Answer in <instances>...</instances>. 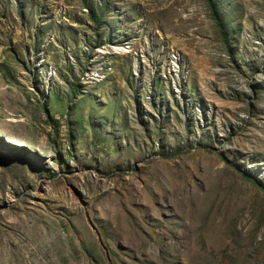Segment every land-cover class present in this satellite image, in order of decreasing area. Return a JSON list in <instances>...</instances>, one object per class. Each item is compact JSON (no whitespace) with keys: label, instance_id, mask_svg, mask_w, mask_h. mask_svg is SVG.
<instances>
[{"label":"rangeland","instance_id":"rangeland-1","mask_svg":"<svg viewBox=\"0 0 264 264\" xmlns=\"http://www.w3.org/2000/svg\"><path fill=\"white\" fill-rule=\"evenodd\" d=\"M0 264H264V0H0Z\"/></svg>","mask_w":264,"mask_h":264},{"label":"trees","instance_id":"trees-1","mask_svg":"<svg viewBox=\"0 0 264 264\" xmlns=\"http://www.w3.org/2000/svg\"><path fill=\"white\" fill-rule=\"evenodd\" d=\"M91 18L93 19L94 22H98V21H99V16H98V17H93V16L91 15Z\"/></svg>","mask_w":264,"mask_h":264}]
</instances>
